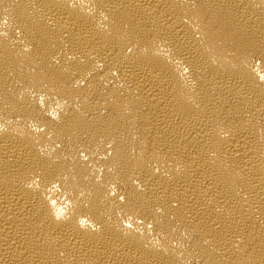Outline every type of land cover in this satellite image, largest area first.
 I'll return each mask as SVG.
<instances>
[{
	"label": "bare ground",
	"instance_id": "6f19581e",
	"mask_svg": "<svg viewBox=\"0 0 264 264\" xmlns=\"http://www.w3.org/2000/svg\"><path fill=\"white\" fill-rule=\"evenodd\" d=\"M0 264H264V0H0Z\"/></svg>",
	"mask_w": 264,
	"mask_h": 264
}]
</instances>
